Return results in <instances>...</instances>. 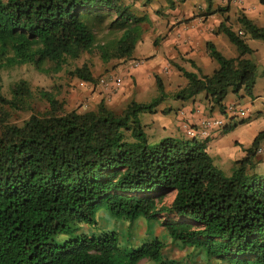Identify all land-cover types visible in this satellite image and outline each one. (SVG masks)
Listing matches in <instances>:
<instances>
[{
  "label": "trees",
  "instance_id": "1",
  "mask_svg": "<svg viewBox=\"0 0 264 264\" xmlns=\"http://www.w3.org/2000/svg\"><path fill=\"white\" fill-rule=\"evenodd\" d=\"M167 3L175 7L174 0ZM112 14L121 36L97 43L96 23ZM148 20L124 0H0V72L24 64L39 72H60L93 50L105 64L128 60ZM240 22L242 34L225 23L219 28L238 56L226 58L208 42L218 68L204 75L178 67L188 83L174 99L205 93L210 109L225 115L230 92L252 95L257 65L246 59L253 53L247 39L264 41V29L246 17ZM69 75L95 82L87 64ZM156 82L159 97L149 103L132 101L121 112L104 100L95 110L68 111L52 94L38 91L49 109L33 113L22 126L10 122L11 112L33 110L30 84L21 80L10 100L0 98V264L159 259L165 247L159 238L129 249L119 244L115 230L76 234L82 224L96 227L98 206L130 224L172 215L175 219L162 225L173 242L212 253L224 249L238 262L254 258L253 264H264V173L253 162L264 132L233 163L229 176L197 139L166 138L152 144L140 115L153 113L165 98L159 76ZM167 194H174L169 206L163 204Z\"/></svg>",
  "mask_w": 264,
  "mask_h": 264
},
{
  "label": "crops",
  "instance_id": "2",
  "mask_svg": "<svg viewBox=\"0 0 264 264\" xmlns=\"http://www.w3.org/2000/svg\"><path fill=\"white\" fill-rule=\"evenodd\" d=\"M142 1L130 0L128 4L135 9ZM174 1L173 9L168 6L167 0H151L146 4L150 10H157L162 6L168 10L164 17L143 14L148 17L150 27L144 30L126 65V69L136 78V83L127 84L117 95L109 90L105 91L106 99H102L106 104V100H109V107L116 112L124 110L132 101L149 103L156 93L159 95L155 78L159 75L164 92L168 95L166 100L170 101L159 103L153 113L140 115L152 144L166 138L188 139V127H196L210 117L224 115L218 108L210 109L205 93L188 100L171 98L188 83L178 66L189 73L212 75L218 64L208 53V42H212L226 58H236V46L225 34L219 32L223 23L241 34L245 31L240 19L246 17L264 29V3L261 0ZM247 43L253 53L247 55L246 59L257 65L254 91L251 96L244 92L230 93L224 102L228 125L224 131L217 132L212 138L202 142L210 156L217 159L218 165L229 174L233 163L245 157L246 150L264 132V41L248 37ZM132 61H140L142 65L133 68ZM232 106L248 110L250 116L241 120L237 113L229 114ZM259 148L263 150V154H257L253 162L255 169L264 173V141Z\"/></svg>",
  "mask_w": 264,
  "mask_h": 264
},
{
  "label": "rangeland",
  "instance_id": "3",
  "mask_svg": "<svg viewBox=\"0 0 264 264\" xmlns=\"http://www.w3.org/2000/svg\"><path fill=\"white\" fill-rule=\"evenodd\" d=\"M128 1L130 0H124L127 4ZM142 2L143 3L140 4L139 7L133 9L136 15H143L144 13L156 15L157 17H164L166 15L165 12L168 10L166 7L162 6L157 10H150L146 6L147 0H143ZM115 17L116 16L112 14L106 17L103 22L100 21L101 23H96L95 34L97 36V43H102L108 40H116L121 36V31L112 25V21ZM142 26L143 30H145L148 26L150 27L148 22H145ZM84 64H87L91 68L95 77L94 83H87L77 78H72L69 75L70 71H73L77 67H81ZM127 64L128 60L123 59H114L111 63L105 64L100 59L98 52L93 50L91 53L83 54L80 59L72 61L60 72H39L30 64L15 65L0 72V98L2 97L10 100L13 86L21 80L30 84L35 93V98L32 104L33 110L11 112L10 122L18 126H22L33 113L44 114L49 109L48 103L39 98V93H37L38 91H45L52 94L55 98L65 104V108L68 111L79 110V112H87L95 110L99 102L102 99H106L104 93L105 91H108L99 84L103 77L118 74L122 78V88L118 92H112L113 95H117L123 91L127 84L132 85L136 83L134 75L131 74L129 69H126ZM49 66H51V64H48L46 67ZM158 74H160V72ZM173 96L174 95L171 96L172 99H174ZM157 97H159V95L156 93L153 98ZM167 98L168 95H165V98L162 99L160 103L170 101L166 100ZM106 101L107 106L109 107L108 103L110 101ZM248 116H250L249 111L247 112V117ZM240 118L241 120L243 119V117ZM217 162L218 160L214 159L215 165L222 171L223 175L229 176L231 173L229 174V172L219 166ZM173 198L174 194L165 195L163 198V204L168 206L171 205ZM95 219L97 223L96 227H92L88 224H82L76 234L88 233L91 235L94 232L99 233L102 230H115L118 234L119 244L122 247L129 249H136L145 242L151 241L154 238H159L162 242H164L165 247L159 259H144L138 264L254 263V258H250L248 263L238 262L235 260V256L231 257L230 255H226L224 249H217L216 252L212 253L207 249L202 250L200 248H195V245L185 247L180 243L173 242L168 235L166 226L162 225L163 222L175 219L172 215L164 216V218H160L161 220L153 219L147 221L141 219L134 224H130L124 219L111 215L105 206H98Z\"/></svg>",
  "mask_w": 264,
  "mask_h": 264
},
{
  "label": "built area",
  "instance_id": "4",
  "mask_svg": "<svg viewBox=\"0 0 264 264\" xmlns=\"http://www.w3.org/2000/svg\"><path fill=\"white\" fill-rule=\"evenodd\" d=\"M141 65L142 63L140 61H132L131 63V67L133 68H138ZM99 84L101 87L111 92H118L122 88L123 81L118 74H112L103 77ZM247 112L248 110L240 109L236 106L230 107L228 111L229 114L237 113L240 117H243V119L249 117H247ZM227 125L228 117L226 115L210 117L196 127H188L186 129V136L188 139H197L203 142L212 138L215 133L224 131ZM257 153L263 154V150L258 148Z\"/></svg>",
  "mask_w": 264,
  "mask_h": 264
},
{
  "label": "clouds",
  "instance_id": "5",
  "mask_svg": "<svg viewBox=\"0 0 264 264\" xmlns=\"http://www.w3.org/2000/svg\"><path fill=\"white\" fill-rule=\"evenodd\" d=\"M200 142H202V141H200ZM258 150V149H257ZM258 154V153H257Z\"/></svg>",
  "mask_w": 264,
  "mask_h": 264
}]
</instances>
